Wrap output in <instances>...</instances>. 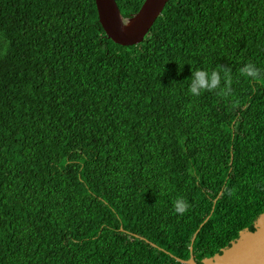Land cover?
<instances>
[{
    "label": "trees",
    "instance_id": "trees-1",
    "mask_svg": "<svg viewBox=\"0 0 264 264\" xmlns=\"http://www.w3.org/2000/svg\"><path fill=\"white\" fill-rule=\"evenodd\" d=\"M114 1L127 20L144 0ZM245 63L264 71V0H168L130 47L93 0H0V264H198L253 231L264 77ZM216 66L230 96L187 93Z\"/></svg>",
    "mask_w": 264,
    "mask_h": 264
},
{
    "label": "water",
    "instance_id": "water-1",
    "mask_svg": "<svg viewBox=\"0 0 264 264\" xmlns=\"http://www.w3.org/2000/svg\"><path fill=\"white\" fill-rule=\"evenodd\" d=\"M168 0H144L138 11L122 20L114 0H93L97 22L105 37L121 47L136 46L151 28ZM195 237L192 236L191 243ZM191 252V246L189 247ZM181 264H196L190 255ZM199 264H264V211L253 223V231L243 229L220 253L203 258Z\"/></svg>",
    "mask_w": 264,
    "mask_h": 264
},
{
    "label": "clouds",
    "instance_id": "clouds-1",
    "mask_svg": "<svg viewBox=\"0 0 264 264\" xmlns=\"http://www.w3.org/2000/svg\"><path fill=\"white\" fill-rule=\"evenodd\" d=\"M242 76L247 77L250 81H258L264 77V71L252 63H245L239 69ZM189 82L186 91L193 97H199L204 92H217L218 94L228 97L231 95L232 74L229 68L216 66L211 70L206 68L194 67L190 72ZM228 195L232 192L227 190ZM189 205L183 197H177L172 201V210L178 216H182Z\"/></svg>",
    "mask_w": 264,
    "mask_h": 264
},
{
    "label": "flooded vegetation",
    "instance_id": "flooded-vegetation-1",
    "mask_svg": "<svg viewBox=\"0 0 264 264\" xmlns=\"http://www.w3.org/2000/svg\"><path fill=\"white\" fill-rule=\"evenodd\" d=\"M194 262H195V261H194ZM195 263H196V262H195ZM199 263H200V261H199ZM199 263H198V264H199ZM196 264H197V263H196Z\"/></svg>",
    "mask_w": 264,
    "mask_h": 264
}]
</instances>
